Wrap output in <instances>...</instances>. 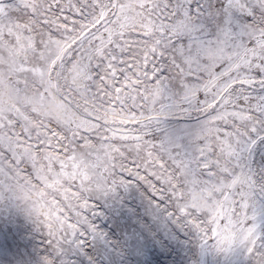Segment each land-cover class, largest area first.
<instances>
[{"label":"snow or ice","instance_id":"snow-or-ice-1","mask_svg":"<svg viewBox=\"0 0 264 264\" xmlns=\"http://www.w3.org/2000/svg\"><path fill=\"white\" fill-rule=\"evenodd\" d=\"M194 114L186 143L164 130ZM261 146L264 0H0V200L46 233L41 264L122 215L137 254L184 233L264 264Z\"/></svg>","mask_w":264,"mask_h":264},{"label":"rangeland","instance_id":"rangeland-1","mask_svg":"<svg viewBox=\"0 0 264 264\" xmlns=\"http://www.w3.org/2000/svg\"><path fill=\"white\" fill-rule=\"evenodd\" d=\"M197 124L198 119L195 114L191 117H169L165 121L164 130L167 134L179 136L181 141L186 143L184 134L195 129ZM49 129L59 131L51 124ZM161 134V132L156 133L157 137ZM92 142L97 147L99 146L97 137L93 136ZM53 143L55 144V141ZM116 143L121 142L116 141ZM78 151L81 150L78 149ZM56 154L61 159H65L67 156L65 149L62 148H57ZM254 162L257 168L264 166V146L257 149L254 154ZM54 167L57 171L59 170V164H55ZM129 167H132L130 161ZM28 170H30V166H28ZM123 175L129 180H134V177H129L126 173ZM33 182L39 184L38 181L33 180ZM54 196L58 203L64 204L60 193L51 189L47 190V200L51 201ZM34 199L39 198L34 197ZM72 203L74 204L75 201L73 200ZM137 207H139L138 204ZM257 208V223L259 225L264 221L260 217L259 204ZM64 211L71 215L67 207ZM140 211L142 214L143 210ZM100 222L102 230L108 234V241H90L84 249L72 250L64 258L68 264H248V258L238 251L220 252L211 244L206 247L202 246L198 236L184 233H181L183 239L179 245L173 243L171 247L162 249L158 245L147 244L143 253L137 254L132 251V246L127 242L129 233L135 231L136 217L112 216L109 219H102ZM116 223L122 227L112 232V226ZM50 252L46 233L40 231L28 219L23 205L7 198L0 200V264H41V261L49 256Z\"/></svg>","mask_w":264,"mask_h":264}]
</instances>
